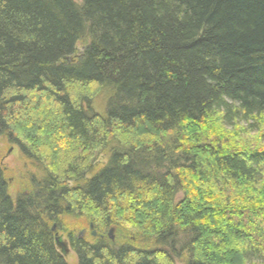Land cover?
Returning <instances> with one entry per match:
<instances>
[{
    "label": "trees",
    "instance_id": "16d2710c",
    "mask_svg": "<svg viewBox=\"0 0 264 264\" xmlns=\"http://www.w3.org/2000/svg\"><path fill=\"white\" fill-rule=\"evenodd\" d=\"M0 138V264H264V0H0Z\"/></svg>",
    "mask_w": 264,
    "mask_h": 264
},
{
    "label": "rangeland",
    "instance_id": "374dc122",
    "mask_svg": "<svg viewBox=\"0 0 264 264\" xmlns=\"http://www.w3.org/2000/svg\"><path fill=\"white\" fill-rule=\"evenodd\" d=\"M79 51H82L83 45L80 44ZM107 161L106 155H101L98 162L96 163L97 168H101ZM0 168L6 172V178L9 183V191L13 198H16L20 194H28L30 191V175L35 174L36 170L32 168L30 163L21 156L20 150L17 146L10 145L4 138H0ZM91 226V225H90ZM90 226L82 223L76 230L77 236L84 238L88 242L97 241L102 238L110 242L115 243V239L118 234L113 229H109L106 234H99L96 227L93 225L92 229ZM110 230L114 231L113 240L109 238L108 233ZM56 232V231H55ZM59 237V244L57 245L58 253L64 256L68 264H77L76 254L73 253L68 243L66 235L61 232H57ZM179 264V263H178Z\"/></svg>",
    "mask_w": 264,
    "mask_h": 264
},
{
    "label": "water",
    "instance_id": "95a60500",
    "mask_svg": "<svg viewBox=\"0 0 264 264\" xmlns=\"http://www.w3.org/2000/svg\"><path fill=\"white\" fill-rule=\"evenodd\" d=\"M91 229H92V227H91ZM52 231L53 232L56 231V225L53 226ZM113 234H114L113 230H110L109 233H108L109 238L112 239V240H113ZM56 243L59 244V238L58 237H56Z\"/></svg>",
    "mask_w": 264,
    "mask_h": 264
},
{
    "label": "bare ground",
    "instance_id": "6f19581e",
    "mask_svg": "<svg viewBox=\"0 0 264 264\" xmlns=\"http://www.w3.org/2000/svg\"><path fill=\"white\" fill-rule=\"evenodd\" d=\"M91 227H93V224L90 226V228H91ZM56 237H58V236L56 235ZM58 238H59V237H58ZM55 242H56V240H55ZM56 244H57V243H56ZM57 245H58V244H57Z\"/></svg>",
    "mask_w": 264,
    "mask_h": 264
}]
</instances>
